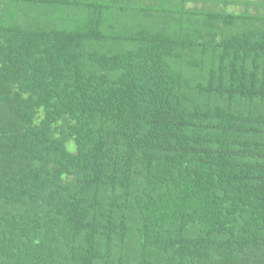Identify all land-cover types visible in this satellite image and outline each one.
<instances>
[{
    "label": "trees",
    "instance_id": "1",
    "mask_svg": "<svg viewBox=\"0 0 264 264\" xmlns=\"http://www.w3.org/2000/svg\"><path fill=\"white\" fill-rule=\"evenodd\" d=\"M0 264H264V0H0Z\"/></svg>",
    "mask_w": 264,
    "mask_h": 264
},
{
    "label": "rangeland",
    "instance_id": "2",
    "mask_svg": "<svg viewBox=\"0 0 264 264\" xmlns=\"http://www.w3.org/2000/svg\"><path fill=\"white\" fill-rule=\"evenodd\" d=\"M253 1L258 2L259 0H253ZM209 6H210V5H209ZM220 6H221V5H220ZM220 6H219V7L215 6V8H214L215 10H214V9H213V10H214V11H217V10L219 11V10H221V7H220ZM199 7H200V5H199ZM232 8H233L235 11H238V7H232Z\"/></svg>",
    "mask_w": 264,
    "mask_h": 264
}]
</instances>
